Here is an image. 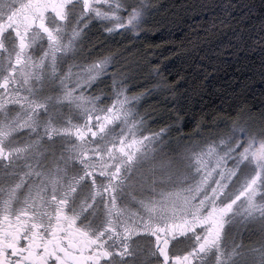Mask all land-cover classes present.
I'll list each match as a JSON object with an SVG mask.
<instances>
[{
	"label": "snow or ice",
	"instance_id": "snow-or-ice-1",
	"mask_svg": "<svg viewBox=\"0 0 264 264\" xmlns=\"http://www.w3.org/2000/svg\"><path fill=\"white\" fill-rule=\"evenodd\" d=\"M161 5L0 0V264H197L223 239L233 203L212 205L203 215L190 192L137 196L157 137L181 130L186 120L180 104L189 88L179 85L190 77H163L158 59L141 47L156 30ZM232 19L229 13L193 26L173 52L205 62L193 61L201 74L192 79L193 91L216 75L223 59L244 51L240 33L214 53L217 59L200 55L229 31L238 32ZM252 43L264 49V32ZM98 84L108 89L102 97L92 91ZM157 95L170 102V123H159L160 109L146 103ZM235 114L254 121L242 109ZM224 119L220 112L197 119L196 161L201 170L215 165L217 174L240 179L232 199L246 200L243 214L251 219L258 209L264 212L258 203L264 192L257 193V172L245 169L247 160L238 170L225 166L211 131ZM191 152L185 149V159ZM251 158L264 187V150L251 151ZM122 191L129 192L125 205ZM188 219L211 224L196 245L199 230L193 235L178 228Z\"/></svg>",
	"mask_w": 264,
	"mask_h": 264
},
{
	"label": "trees",
	"instance_id": "trees-1",
	"mask_svg": "<svg viewBox=\"0 0 264 264\" xmlns=\"http://www.w3.org/2000/svg\"><path fill=\"white\" fill-rule=\"evenodd\" d=\"M158 2L162 5L153 21L156 30L146 34L141 47L148 51L150 58L158 59L156 67H159L163 77H169L170 73L190 77L187 83L179 85L182 90L189 88L180 104L181 111L186 114V120L179 134H194L197 119L205 114L220 112L228 118L235 115L238 108L260 122L264 114V49L254 45L252 40L264 32V0ZM229 4H235L236 7L230 8L227 6ZM229 13L234 17L231 23L238 32L229 31L210 47L204 48L200 55H206L212 60L217 59L214 53L229 46L240 33L244 37L240 41L244 51L223 59L216 75L211 77L203 88L193 91L190 88L192 79H198L201 75L196 71L195 65L205 62L192 56L174 57L173 52L193 26L203 24L213 16H225ZM160 98L159 100V97H152L150 105H156L160 109L157 115L163 118L159 123H170L166 110L170 102L164 96Z\"/></svg>",
	"mask_w": 264,
	"mask_h": 264
},
{
	"label": "clouds",
	"instance_id": "clouds-1",
	"mask_svg": "<svg viewBox=\"0 0 264 264\" xmlns=\"http://www.w3.org/2000/svg\"><path fill=\"white\" fill-rule=\"evenodd\" d=\"M92 91L98 92V95L102 97L108 89L103 84H98ZM211 131L216 137L213 142L217 150L226 157L224 163L227 168L238 170L240 165L244 164V160H247L244 167L249 173L253 169L256 172L260 171L255 167L256 161L251 158V151L264 150V122L252 121L247 115L235 114L225 118ZM180 132L181 130L172 128L170 134L157 137L158 151L153 159L145 162L143 166V175L136 187L137 196L162 199L170 193L190 192L203 215L207 214L205 210H211L212 205L221 207L230 202L233 203L234 206L228 215V228L223 239L215 249H210L203 256L197 257V264H264V212L259 209L256 211L250 221L253 236L245 240L239 231V226L243 223L241 216L247 207L246 200L235 202L232 199L238 190L240 179H234L224 170L217 174L215 165L201 170L195 157V153L200 150L198 147L200 137L195 135L185 137L178 135ZM201 135L205 133L202 131ZM174 136L178 138L174 139ZM186 148L192 150L187 159L184 156ZM238 148L240 151H237ZM246 151L249 155L241 159ZM230 161L238 163H229ZM213 196L215 198L210 199ZM120 200L122 205L127 204L129 192L122 191ZM258 203L264 205V196L258 200ZM210 227V223L200 225L197 219H188L184 224L178 225L181 231L188 230L193 235H197L199 230L197 239L192 240L193 245L206 235ZM210 253L212 259L208 260ZM241 253L244 254L243 257Z\"/></svg>",
	"mask_w": 264,
	"mask_h": 264
},
{
	"label": "rangeland",
	"instance_id": "rangeland-1",
	"mask_svg": "<svg viewBox=\"0 0 264 264\" xmlns=\"http://www.w3.org/2000/svg\"><path fill=\"white\" fill-rule=\"evenodd\" d=\"M155 97V96H154ZM156 97H159V100L161 99L159 95H157ZM151 99V98H150ZM150 99L146 102V103H149L150 104ZM152 105V104H151ZM157 115V114H156ZM157 118H158V122H160V119L163 118V116L161 115H157ZM256 121V120H254ZM257 122V121H256ZM178 135H181V136H185V137H188V136H194V134H178ZM174 139H177L178 137L177 136H174L173 137ZM158 151V145L156 144L155 146V151L153 153V156L156 155V152ZM260 171H257V193L259 194L260 192H264V187H261L260 186ZM240 187V185H238V188ZM241 195L243 196L244 193H241ZM252 219V218H251ZM251 219H249V217L247 215H244L242 214L241 216V220L243 221V223L240 224L239 226V231L242 233L243 235V238L245 240H248L250 238H252L253 236V233L251 232L250 230V221ZM212 259V254L210 253L209 256H208V260H211Z\"/></svg>",
	"mask_w": 264,
	"mask_h": 264
}]
</instances>
